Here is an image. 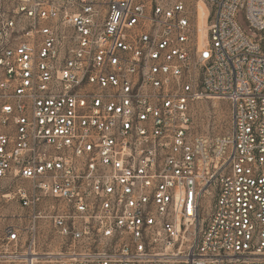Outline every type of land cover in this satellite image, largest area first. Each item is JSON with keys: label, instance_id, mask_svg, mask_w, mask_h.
Instances as JSON below:
<instances>
[{"label": "built area", "instance_id": "obj_1", "mask_svg": "<svg viewBox=\"0 0 264 264\" xmlns=\"http://www.w3.org/2000/svg\"><path fill=\"white\" fill-rule=\"evenodd\" d=\"M209 97L214 136L192 127ZM20 256L264 264V0H0V257Z\"/></svg>", "mask_w": 264, "mask_h": 264}, {"label": "rangeland", "instance_id": "obj_2", "mask_svg": "<svg viewBox=\"0 0 264 264\" xmlns=\"http://www.w3.org/2000/svg\"><path fill=\"white\" fill-rule=\"evenodd\" d=\"M239 21L242 23V17L239 15ZM204 20H200L202 23ZM191 117L193 130L214 136L224 133L229 128V105L223 99L209 97L206 99L196 100L191 105ZM58 242L53 238L52 234L47 235L46 241L37 244V251L42 252L53 251L57 247ZM22 258H4L0 257V264H26ZM40 262L37 264H52V258L49 256L39 257Z\"/></svg>", "mask_w": 264, "mask_h": 264}, {"label": "bare ground", "instance_id": "obj_3", "mask_svg": "<svg viewBox=\"0 0 264 264\" xmlns=\"http://www.w3.org/2000/svg\"><path fill=\"white\" fill-rule=\"evenodd\" d=\"M19 258H22V259H19V260H24V257L20 256ZM32 262H33V264L39 263L40 262L39 257H33L32 258Z\"/></svg>", "mask_w": 264, "mask_h": 264}]
</instances>
